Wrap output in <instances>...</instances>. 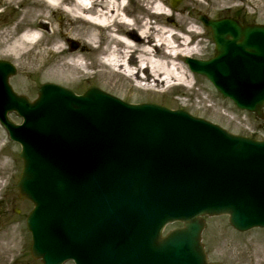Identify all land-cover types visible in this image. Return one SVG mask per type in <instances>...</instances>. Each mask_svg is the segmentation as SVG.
I'll use <instances>...</instances> for the list:
<instances>
[{
    "label": "water",
    "instance_id": "water-1",
    "mask_svg": "<svg viewBox=\"0 0 264 264\" xmlns=\"http://www.w3.org/2000/svg\"><path fill=\"white\" fill-rule=\"evenodd\" d=\"M202 19L217 55L187 62L264 118V25ZM15 73L0 60V119L22 144L17 186L35 204L28 227L45 264H221L207 258L201 215L228 213L242 231L264 226V140L97 86L77 95L47 83L30 101L12 89ZM174 220L184 227L163 236Z\"/></svg>",
    "mask_w": 264,
    "mask_h": 264
},
{
    "label": "bare ground",
    "instance_id": "bare-ground-1",
    "mask_svg": "<svg viewBox=\"0 0 264 264\" xmlns=\"http://www.w3.org/2000/svg\"><path fill=\"white\" fill-rule=\"evenodd\" d=\"M2 1L5 6L0 7V15L10 10L13 14L7 22L0 23V30L22 32L11 39L4 37V42L8 51L20 59L23 76H60L77 81L79 73L90 74L84 59L98 52L101 37L105 36V56L100 60L101 65L112 74L131 81L135 88L161 87L166 91L175 85L192 84L194 74L188 68L184 70L178 60L194 56L200 50L202 39L191 44L183 31L187 29L190 34L202 36V30L192 21L187 25L164 22L162 18L171 15L172 9L162 1L138 0L140 16L131 13L127 0ZM245 3L255 9L264 7V0H245ZM149 4H153L152 9ZM232 5L240 4L230 3V0H210L211 10ZM58 14L67 20H57ZM74 39L81 40L82 44L76 49H68L66 41ZM3 147L0 143V191L7 166ZM17 222L16 218H11L10 224L7 223L9 227L0 223V236L6 235L0 243V253L14 250L8 247V241L16 239Z\"/></svg>",
    "mask_w": 264,
    "mask_h": 264
},
{
    "label": "rangeland",
    "instance_id": "rangeland-1",
    "mask_svg": "<svg viewBox=\"0 0 264 264\" xmlns=\"http://www.w3.org/2000/svg\"><path fill=\"white\" fill-rule=\"evenodd\" d=\"M0 1V7L5 6V2ZM157 1L163 2L165 6L170 7L169 0ZM230 3H239L240 5H232L221 10H211L210 0H182L179 6L172 10V15H167L162 20L170 24L176 22L178 25L181 22L187 25L189 21H192L194 24L200 26L202 36H197L195 42L200 39L202 41L199 45L200 50L194 54V57L208 59L216 53L215 44L211 30L205 27L200 20L201 14L208 15L210 18L231 16L243 23H264V7H259L258 9L251 8L245 3V0H230ZM129 5L131 13H137L138 16L140 14L137 10L139 6L138 0H129ZM151 5L153 6V4ZM151 5L149 4L148 6L151 7ZM11 14H13L12 10L7 14L0 15V23L7 22ZM137 16L136 18H138ZM56 19L66 21L67 17H62L61 14H58ZM0 33L3 36L0 38V57L8 59L17 68V74L11 78L10 82L16 92L25 94L30 99L37 97V89L44 82H54L69 87L77 93H82L89 86L96 85L130 102L139 103L148 101L164 104L171 108H185L191 113L214 121L235 133L264 138V121L256 117L254 113L239 109L231 100L224 98L205 76L196 74L194 77H191V85H176L163 91L161 87H157L156 89L135 88L131 81L112 74L108 68H104L100 63L105 53V36L101 37L98 52L86 56L84 59L86 69L90 71V74L84 75L81 72L78 76L79 80L72 82L60 76H34L33 74L23 76L24 69L20 65V59H16L8 51V47L4 42V37L11 39L18 36L19 31L4 32L0 30ZM73 41L75 42L72 45L71 42L66 41L68 49L70 47L76 49L82 44L79 39H74ZM178 61L183 66V69L185 68L184 70L188 68L185 56L180 57ZM9 117L15 122L22 121V117L15 111L10 112ZM0 143L4 145L2 153L6 156L5 159L7 160V166L4 169L2 178L3 188L0 191V223L4 227H9L7 223H9L11 218H16L18 221L16 239L13 242L8 241V247L14 250L12 252L6 251L0 253V255L9 256L21 248H27L29 245L28 230L24 223V217L33 207V204L28 200L19 198L16 182L23 167L22 158L19 156L21 146L10 139L8 131L1 123ZM179 225L180 223L178 222L170 224L166 231ZM0 237V243H2L6 235ZM203 242L210 260L220 261L223 264H264V228L240 232L232 227L226 215L206 217Z\"/></svg>",
    "mask_w": 264,
    "mask_h": 264
},
{
    "label": "flooded vegetation",
    "instance_id": "flooded-vegetation-1",
    "mask_svg": "<svg viewBox=\"0 0 264 264\" xmlns=\"http://www.w3.org/2000/svg\"><path fill=\"white\" fill-rule=\"evenodd\" d=\"M0 33V38H1ZM0 264H43L40 260L33 257L30 249L22 250L20 254L0 255Z\"/></svg>",
    "mask_w": 264,
    "mask_h": 264
}]
</instances>
